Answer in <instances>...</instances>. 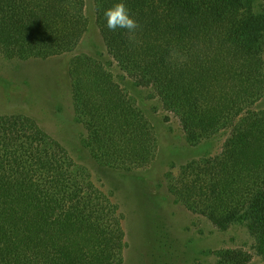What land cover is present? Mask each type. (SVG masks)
<instances>
[{"label": "trees", "instance_id": "obj_1", "mask_svg": "<svg viewBox=\"0 0 264 264\" xmlns=\"http://www.w3.org/2000/svg\"><path fill=\"white\" fill-rule=\"evenodd\" d=\"M120 70L179 120L185 138L217 136L220 153L176 185L178 199L228 230L244 226L264 259V0H123L139 28L109 31ZM85 0H0V54L47 58L74 51L86 33ZM76 112L87 147L124 170L152 164L148 120L103 63H73ZM177 191V190H176ZM118 206L30 117L0 115V264H122ZM215 264H250L242 247Z\"/></svg>", "mask_w": 264, "mask_h": 264}, {"label": "rangeland", "instance_id": "obj_2", "mask_svg": "<svg viewBox=\"0 0 264 264\" xmlns=\"http://www.w3.org/2000/svg\"><path fill=\"white\" fill-rule=\"evenodd\" d=\"M255 3L259 5L261 0ZM85 19L86 33L74 51L29 59L0 54V115L33 118L66 150L87 179L118 206L124 232L122 264H215L220 251L237 247L252 253L250 264H264L244 226L222 230L216 219L178 199L176 185L190 169L201 171L205 159L220 153L223 136L189 142L177 117L118 67L98 24L97 0H85ZM84 57L103 63L144 113L157 147L150 166L131 171L115 168L87 147L72 88L73 63ZM257 108H264V99Z\"/></svg>", "mask_w": 264, "mask_h": 264}, {"label": "clouds", "instance_id": "obj_3", "mask_svg": "<svg viewBox=\"0 0 264 264\" xmlns=\"http://www.w3.org/2000/svg\"><path fill=\"white\" fill-rule=\"evenodd\" d=\"M103 17L106 28L111 32H116L118 29L135 32L139 28L138 22L131 16L123 0H118L112 7L105 9Z\"/></svg>", "mask_w": 264, "mask_h": 264}]
</instances>
